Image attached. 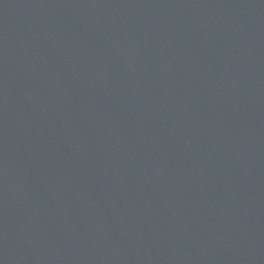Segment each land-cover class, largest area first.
I'll return each mask as SVG.
<instances>
[{"label": "water", "instance_id": "water-1", "mask_svg": "<svg viewBox=\"0 0 264 264\" xmlns=\"http://www.w3.org/2000/svg\"><path fill=\"white\" fill-rule=\"evenodd\" d=\"M0 264H264V0H0Z\"/></svg>", "mask_w": 264, "mask_h": 264}]
</instances>
